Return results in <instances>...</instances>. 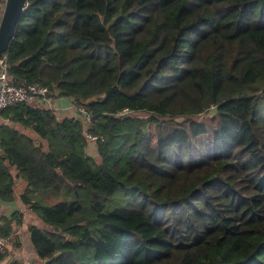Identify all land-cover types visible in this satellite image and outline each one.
<instances>
[{"label":"trees","instance_id":"obj_1","mask_svg":"<svg viewBox=\"0 0 264 264\" xmlns=\"http://www.w3.org/2000/svg\"><path fill=\"white\" fill-rule=\"evenodd\" d=\"M1 57L90 115L0 112L42 264H264V0H27Z\"/></svg>","mask_w":264,"mask_h":264},{"label":"crops","instance_id":"obj_2","mask_svg":"<svg viewBox=\"0 0 264 264\" xmlns=\"http://www.w3.org/2000/svg\"><path fill=\"white\" fill-rule=\"evenodd\" d=\"M3 6V5H2ZM2 7L0 6V14ZM50 107L55 109V114L57 118H61L64 116H76L78 115L73 109H70V100L67 98H54L50 97L48 100ZM34 105L43 106L42 103H33ZM46 108V107H45ZM23 131V128H19ZM33 138L38 139L36 135H34L30 131H26ZM44 148L46 147V141L41 140ZM87 151L91 154H95V146L92 144H88ZM15 181L13 187V199L8 202H4L0 200V217L1 216H9L13 212L17 211L21 213V223L19 225H13V231L11 236L8 238L5 251L1 254L0 264H42V261L36 256L34 248L32 246L30 235L27 231V227L29 224L36 226H43L38 217L31 212L26 205H24L20 200V195L27 188V183L19 178L15 177V172L11 170ZM47 195L41 197L43 200Z\"/></svg>","mask_w":264,"mask_h":264},{"label":"built area","instance_id":"obj_3","mask_svg":"<svg viewBox=\"0 0 264 264\" xmlns=\"http://www.w3.org/2000/svg\"><path fill=\"white\" fill-rule=\"evenodd\" d=\"M48 94V88L38 82L26 84L25 86L12 84L6 72L5 57L0 58V112L3 109L18 103H42L46 108L55 112V109L50 107L48 102V100H50ZM69 108L73 109L78 115H80L85 123H89L90 115L85 110L77 107L74 102H70ZM127 112L126 109L123 110V113ZM84 137L87 142L93 144L99 139L97 135H93L87 131L84 132ZM7 241L8 238L0 237V253L5 251Z\"/></svg>","mask_w":264,"mask_h":264},{"label":"water","instance_id":"obj_4","mask_svg":"<svg viewBox=\"0 0 264 264\" xmlns=\"http://www.w3.org/2000/svg\"><path fill=\"white\" fill-rule=\"evenodd\" d=\"M26 4L27 0H4L0 14V58L13 39L19 17Z\"/></svg>","mask_w":264,"mask_h":264},{"label":"rangeland","instance_id":"obj_5","mask_svg":"<svg viewBox=\"0 0 264 264\" xmlns=\"http://www.w3.org/2000/svg\"><path fill=\"white\" fill-rule=\"evenodd\" d=\"M208 115H210V113ZM198 119L199 120L203 119V116L199 117ZM69 199L70 198L68 196H65L63 193H57V194H51V195L46 196L43 199V201L45 203L52 204V203H55V202H58V201H66V200H69Z\"/></svg>","mask_w":264,"mask_h":264}]
</instances>
